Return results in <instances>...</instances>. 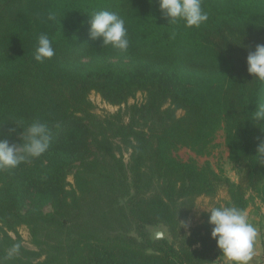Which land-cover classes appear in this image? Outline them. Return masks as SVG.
Listing matches in <instances>:
<instances>
[{"label":"trees","instance_id":"16d2710c","mask_svg":"<svg viewBox=\"0 0 264 264\" xmlns=\"http://www.w3.org/2000/svg\"><path fill=\"white\" fill-rule=\"evenodd\" d=\"M202 6L208 21L186 28L183 21L167 24L158 0H0V139L19 142L8 132L20 120L39 119L52 130L43 155L0 169L3 264L222 259L208 213L188 228L186 222L198 197L213 199L220 190L227 198L211 206L245 211L250 199L264 204V165L252 157L264 125L250 119L264 101V83L246 70L248 52L264 44V0ZM100 9L125 20L127 52L90 36L87 12ZM41 34L55 55L39 62ZM91 93L119 108L97 114ZM220 128L236 181L173 154L187 147L205 155ZM32 192L36 200L28 205ZM157 225L168 238L153 237L149 227ZM14 244L20 248L10 257Z\"/></svg>","mask_w":264,"mask_h":264},{"label":"clouds","instance_id":"9594fccd","mask_svg":"<svg viewBox=\"0 0 264 264\" xmlns=\"http://www.w3.org/2000/svg\"><path fill=\"white\" fill-rule=\"evenodd\" d=\"M158 6L163 16L167 18V24L175 25L183 21L186 28H199L209 18L203 9L202 0H158ZM87 13L90 17V36L93 39L99 38L101 46H111L120 52H127L129 39L125 20L117 12L100 9ZM47 18L55 22L57 15L49 13ZM54 55L52 40L47 34L39 35L34 59L42 62ZM246 65L247 72L253 76L252 80L264 83V44H257L253 51L248 52ZM255 106L250 119L256 126L264 125V101ZM15 125V128L9 130L8 135L17 133L19 142L9 143L7 139H0V169H14L29 159L40 157L49 149L52 130L47 122L35 119L31 123H25L20 120L15 122ZM252 157L254 161L264 165V140L257 144ZM195 207L202 208L208 213L210 237L215 240L227 264H250L255 255L254 245L258 231L249 221L247 213L234 205ZM19 248V244H14L8 255L11 257ZM0 264H3V261H0Z\"/></svg>","mask_w":264,"mask_h":264},{"label":"rangeland","instance_id":"374dc122","mask_svg":"<svg viewBox=\"0 0 264 264\" xmlns=\"http://www.w3.org/2000/svg\"><path fill=\"white\" fill-rule=\"evenodd\" d=\"M90 100L92 101L94 105V111L97 114H106V113H112L115 112L119 107L118 106H113L101 99V97L96 94V93H91L89 96ZM142 98L141 94H137V97L135 100L140 101ZM133 99L129 100V103L133 102ZM178 114H181V112H178ZM173 154L178 157L179 159L186 161L189 159L194 160L197 165L203 166V165H208L211 169L215 171L222 170L223 173L229 177L232 181L237 180V174H236V169L233 165V163L228 159V150L225 146L224 142V132L223 129H219L216 131L214 134V137L209 145L208 151L205 155H197L194 153L192 150H190L187 147H179L176 150H174ZM128 158V153L124 154V160L127 161ZM68 181L72 182V177H68ZM227 198L226 196V191L225 190H220L218 195L210 199L205 196H200L195 200V206L198 205H206V206H211L215 202H221ZM36 200V196L34 192L28 195L27 198V204L28 205H33V201ZM260 202L258 199H250V206H255L256 203ZM261 203V202H260ZM43 210H48L49 205L45 204L42 206ZM254 208V207H253ZM252 208V209H253ZM204 211V209L199 208V207H194V210L190 217L188 218L186 222V228H188L190 225H193L199 218L201 213ZM149 230L151 233H154L155 231H160L162 233V237L168 238V234L165 230V228L162 225H157V226H151L149 227ZM19 233L22 237L23 244L25 246H30L29 243V234L28 231L25 227H20L19 228Z\"/></svg>","mask_w":264,"mask_h":264},{"label":"crops","instance_id":"0c3cea01","mask_svg":"<svg viewBox=\"0 0 264 264\" xmlns=\"http://www.w3.org/2000/svg\"><path fill=\"white\" fill-rule=\"evenodd\" d=\"M253 207L249 204L245 210L249 221L256 226L258 231L254 245L255 255L250 264H264V204L258 202ZM213 264H227V261L222 257L220 261Z\"/></svg>","mask_w":264,"mask_h":264},{"label":"water","instance_id":"95a60500","mask_svg":"<svg viewBox=\"0 0 264 264\" xmlns=\"http://www.w3.org/2000/svg\"><path fill=\"white\" fill-rule=\"evenodd\" d=\"M153 237H154V238H161V237H162V233H161L160 231H155V232L153 233Z\"/></svg>","mask_w":264,"mask_h":264}]
</instances>
